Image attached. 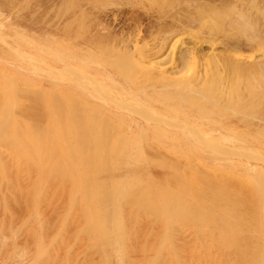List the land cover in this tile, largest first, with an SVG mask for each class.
<instances>
[{
	"label": "bare ground",
	"instance_id": "6f19581e",
	"mask_svg": "<svg viewBox=\"0 0 264 264\" xmlns=\"http://www.w3.org/2000/svg\"><path fill=\"white\" fill-rule=\"evenodd\" d=\"M61 1L35 0L44 13L23 9L14 21L0 7V42L8 28L18 32L15 52L0 57L9 65L0 71V204L29 216L23 229L36 258L28 264H62L59 249L71 239L104 264H194L227 255L236 264H264V5L211 0L219 14L198 9L187 20L199 19L201 28L183 32L179 21H162V6L143 38L141 29L115 28L128 6L140 21L134 7L142 0H71L62 8ZM39 22L50 25V40L36 34ZM188 36L194 44L183 50ZM223 44L250 51L227 54ZM226 98L236 110L219 111ZM154 150L168 161L155 163ZM215 169L236 182L222 176L220 192L205 193ZM55 199L66 206L61 215ZM73 223L82 225L74 232ZM67 250L63 264L78 263L81 256L71 263L75 252ZM132 252L140 256L133 262Z\"/></svg>",
	"mask_w": 264,
	"mask_h": 264
},
{
	"label": "rangeland",
	"instance_id": "374dc122",
	"mask_svg": "<svg viewBox=\"0 0 264 264\" xmlns=\"http://www.w3.org/2000/svg\"><path fill=\"white\" fill-rule=\"evenodd\" d=\"M25 1H27V0H24V2H23V0H13V1H7L6 3H4L3 5H0V7L2 8V10L5 12V13H7V14H11L12 16H13V21L15 20L14 18H15V15L17 14V13H19V12H21V11H24L23 9H25V11L24 12H26V11H28V10H38L37 12H36V14H40L41 12H43V7L42 6H40V3H38L39 2V0H38V2H35V0H32V3L29 5V7H28V5H26L27 4V2H25ZM70 1L71 0H63V1H61V8L62 7H66L67 6V4H69L70 3ZM140 1V0H139ZM148 1V0H147ZM146 0H142L141 1V3H138V4H136L135 5V7H134V13H136V14H138V16L140 17V21H137V23H135L134 21H133V16H135V14L134 15H132V17L130 18V11H131V7L130 6H128L127 8H125V9H123V11L122 12H120V16H119V20H121L118 24H116L115 26V28H116V30L117 31H120V30H125V31H128V30H130L131 31V29H132V31H134V32H137L139 29H141V35H142V37L144 38V37H147L148 35H147V32L149 33V28L151 27L150 25H152L153 27L154 26H156V25H158V21L156 20V16L155 15H153L152 13H156L157 12V10H160L161 8H162V6H163V9H161L160 11H161V13H164V17H162L161 19H163L162 21L163 22H168L169 24H174L175 26H176V24L178 23V21L181 23V25H182V27H183V29H181L180 30V32H183V31H185V30H190L189 28H191L192 30H194V31H196V30H199L200 28H201V24H200V20L198 19V20H196L195 22H193V24H191V21L190 20H187V19H189V18H191L190 16L191 15H195V14H197L198 13V15L197 16H199L200 15V11H201V9H203V8H207L206 10L210 13V16L213 14L212 12H213V10L215 11L216 10V13H218L219 14V12L217 11V5L216 4H208V2H210L211 3V0H176V2H175V0H157V2H156V0H150V2H147ZM153 1V2H152ZM187 1V2H186ZM218 2L219 1H221V0H217ZM186 2V3H185ZM188 2H189V4H188ZM257 2H259L261 5H264V0H258ZM150 3V4H149ZM153 3H156V4H154L153 5ZM159 3V4H158ZM170 3H172V4H170ZM183 3V4H182ZM185 3V4H184ZM193 3H194V5H193ZM42 5V4H41ZM139 5H142V6H139ZM166 5V6H165ZM170 5L171 6V8L170 7H168V6ZM19 6H21V7H19ZM26 6V7H25ZM144 6V7H143ZM159 6V7H158ZM196 6H198L197 7V9H195V7ZM17 7V8H16ZM25 7V8H24ZM28 7V8H27ZM146 7V8H145ZM190 8V9H187V8ZM193 7H194V9H193ZM223 10H227V11H229V7H222V6H220ZM16 10H15V9ZM21 8V9H20ZM166 8V9H165ZM187 10H186V9ZM14 9V10H13ZM145 9V10H144ZM200 11H199V10ZM211 9V11H209V10ZM13 10V11H12ZM186 11V13H185V11ZM16 11H18L17 13H16ZM145 11V12H144ZM149 11V12H148ZM193 12V13H192ZM44 13V12H43ZM188 13V14H187ZM212 13V14H211ZM178 14V15H177ZM218 14H216L215 15V12H214V15H215V17L214 18H216V20L214 19V21H219V22H221V20L222 19H218ZM146 15V16H145ZM189 15V16H188ZM147 16H148V18H147ZM152 16V17H151ZM188 16V17H187ZM217 16V17H216ZM44 15L42 14V16H41V19H39V20H43L44 18ZM145 17V18H144ZM150 17V18H149ZM213 17V16H212ZM48 18L50 19V15L48 16ZM121 18V19H120ZM151 19V20H150ZM124 20H127V21H125L124 23H123V21ZM144 22V23H143ZM148 22V23H147ZM202 22V21H201ZM223 22V21H222ZM143 23V24H142ZM147 23V24H146ZM152 23V24H151ZM146 24V25H145ZM191 24V25H190ZM223 24V23H222ZM45 23L44 22H39V23H37V24H35V29H36V34H38L41 38L43 37V38H47L48 40H50V31H45L44 29H45V27H48V28H50V25L49 24H46L45 26ZM149 25V26H148ZM200 25V26H199ZM224 25V24H223ZM230 25V24H229ZM228 25V26H229ZM146 26V27H145ZM188 26H190V27H188ZM192 26V27H191ZM227 26V27H228ZM152 27V28H153ZM177 28H178V26H177ZM197 28H199V29H197ZM143 30V31H142ZM6 33L8 34V35H6V38H5V43L6 44H3L4 43V41H2V42H0V57H3V56H8V55H11V53H14L15 52V48L12 46V45H14V42H15V37H16V35H17V31H15V29H13V28H8L7 30H6ZM176 33H179V31H177ZM147 35V36H146ZM194 38L195 37H190V36H188L187 38L185 37L184 39H183V42H184V44L186 45H184V47L182 46V48H183V50L186 48H188V47H190V46H193V44H194ZM187 42V43H186ZM10 45V46H8V45ZM183 45V44H182ZM204 46H205V44H203ZM8 46V47H7ZM204 46H202L203 47V49L204 50H209L208 49V46H207V44H206V46H205V48H204ZM233 46V47H232ZM221 47V49L219 48V51H222V52H224V53H227V54H230V51L229 50H231L232 49V52L234 51V52H236V51H240L243 55H245V54H248L249 53V49L247 48V47H241V48H239V46H238V48H236L234 45H231V44H223L222 46H220ZM12 48H14L13 50H14V52L11 50ZM181 48V46H179L177 49H182ZM225 48V49H224ZM235 48V49H234ZM228 51H227V50ZM170 50L169 49V47L168 46H166L164 49H163V51L161 52V53H159V54H161V56L159 57L160 59L161 58H163L164 56L166 57V59H167V55H165V53L166 54H168V51ZM162 54H163V56H162ZM164 57V58H165ZM4 64V65H3ZM3 65V66H2ZM9 67V65L7 64H5L4 62H0V71H1V69H5V67ZM183 71H186L185 69H182V72ZM2 72V71H1ZM184 73V72H183ZM183 73H181V74H183ZM4 80H0V82L2 83ZM3 83H5V81L3 82ZM161 99V98H160ZM224 101H220V103L218 104L219 105V107L217 106V108L219 109V111H221L222 113H226V112H231V111H233V110H236V109H234L237 105H235V102L234 101H236V100H232L231 101V98H226V99H223ZM226 100H228L227 102H228V104L226 103ZM162 101L161 100H158V104L159 103H161ZM231 102H234L233 104H230ZM238 102V101H237ZM225 104V107H228L229 105V107L230 108H226L225 109V107L223 108L222 107V109L223 110H220L221 109V106L222 105H224ZM162 104H164V105H166V104H170L169 103V100L168 101H165V102H162ZM5 105V104H4ZM213 109H214V107H212ZM217 109V110H218ZM231 109V110H230ZM246 109H248V108H246ZM246 109H243V110H245L246 112H249V111H247ZM147 111V112H146ZM145 112H146V114L147 113H149L148 111L149 110H146ZM143 112V111H142ZM144 112V113H145ZM135 113H137V114H140V111H139V113H138V111L137 112H135ZM153 114V115H156V116H158L157 114H155V113H153V112H150V114ZM160 113V112H159ZM143 115V114H142ZM142 115H141V117H142ZM148 115V114H147ZM150 116H152V115H150ZM149 116V117H150ZM143 118H145L146 119V117H143ZM149 119V118H148ZM150 121H152V122H157V121H159L160 122V119L159 118H156L155 116H153L151 119H150ZM148 122V121H147ZM13 140V139H12ZM145 142V141H144ZM147 143H148V145H147ZM1 144H4V143H1ZM8 144V143H7ZM11 143H9L8 145H10ZM145 144V145H144ZM143 144V147H145V148H147V146L149 147L150 145V142H149V139H148V142L146 141L145 143ZM13 145V144H12ZM11 145V146H12ZM3 146V145H2ZM4 148L5 147H7L6 146V144H5V146H3ZM4 154V156L6 155V151H4L3 152ZM163 153V154H162ZM156 152L155 150L154 151H152L151 152V158H153V161L154 160H157V161H154L155 163H157V164H159V163H162V162H165V161H168V154H166V153H164V152ZM216 153V152H215ZM217 154H221V155H223V154H225V151H221L220 153H217ZM226 155V154H225ZM5 159L6 160H4V157H3V160L7 163V165L10 163L9 161V159H8V157L6 158V156H5ZM10 165V167L13 165L12 163H10L9 164ZM9 165H8V167H9ZM149 165V164H148ZM183 165H185V164H183ZM186 166V165H185ZM185 166H184V169H185ZM12 167H14V166H12ZM151 165L149 166V168L146 166L145 167V169H147V170H150L151 172H153V170H151ZM153 167V166H152ZM141 168V167H140ZM157 168V167H156ZM186 168H187V166H186ZM10 169V168H9ZM167 169H168V166H167ZM188 169H189V167H188ZM155 170H157L158 171V174H156V175H159L160 174V172L161 171H163V170H161L160 168H157V169H155V167H154V171ZM187 170V169H186ZM217 172H218V175H217V172L215 171L214 172V174L216 173V175H212V177L214 176H216L215 177V180H213L212 181V179H214V177L213 178H209L210 179V181H212V183H213V185H212V183H210V181H208V183H206V185H205V187H203V184H202V187L203 188H205V193H206V190L208 191V189H210L212 192V194L214 193V192H216V193H219L220 191V189L223 187V185H224V182L225 181H222V179H224V180H226V183L229 181L228 179H231L230 178V176H229V178H227V175H226V173L224 172V171H222V170H218V169H215ZM9 172H10V170H8ZM13 171V170H12ZM11 171V172H12ZM185 171V170H184ZM188 171V170H187ZM187 171H186V173H187ZM14 172V171H13ZM12 172V173H13ZM222 173V175H221V177H220V173ZM155 173H156V171H155ZM226 175V176H225ZM102 176H104V174H102ZM224 178H223V177ZM219 177V178H218ZM220 178H222V179H220ZM227 178V179H226ZM218 179H220V180H218ZM233 182H236L234 179H231ZM231 180H230V182H231ZM218 183H216V182ZM229 182V183H230ZM207 185H211V187H209V186H207ZM218 185H220L221 186V188H220V186H218ZM207 187V188H206ZM218 188V189H217ZM56 201H57V199H55V202H54V204L55 205H57L58 207H57V209H58V212H60L59 214L61 215V213H64V211L66 210V206H60V203H56ZM0 208H1V211H0V219H1V217H2V220H3V222H2V220H0V224L2 223V225H0V241H2L3 243H1L0 244V246L2 247V248H0V264H2V262L4 261V262H6L5 264H9V262H10V264H28V263H32V261L31 260H33V262H34V260H35V258H36V256L35 255H33V253H34V250H33V248H34V246L29 242L30 240H29V238H28V236H27V233H26V230H24L23 229V223H24V221L26 220L25 218H26V216H28V214L25 212V211H20V212H17V213H15L14 215H15V217H14V215H12V212L10 211V209H8V211L6 210V209H4V207H3V205L2 204H0ZM2 209H3V211H2ZM45 211H44V213L45 214H53L54 216H55V213L56 212H54L53 210H51V209H48L46 206L43 208ZM14 210V209H13ZM16 211H18V210H16ZM51 211V212H50ZM52 211H53V213H52ZM63 211V212H62ZM9 213V214H8ZM2 215H4V216H2ZM60 215H58V213H56V219L57 218H59L60 217ZM5 216H6V218H5ZM10 216V217H9ZM13 216V217H12ZM12 217V218H11ZM29 217V216H28ZM6 219V220H5ZM13 219V220H12ZM8 220V221H7ZM11 221H12V223H11ZM11 223V224H10ZM10 224V225H9ZM80 223H76V225L73 223L72 224V226H70L71 227V230L74 228V227H76V228H74L72 231H76V229H77V226L79 225ZM22 225V226H21ZM81 225L82 224H80L78 227H81ZM2 227H4V228H2ZM14 227V228H13ZM17 227V228H16ZM9 228V229H8ZM10 228H11V230L12 231H9L10 230ZM6 229H7V232H5L6 231ZM70 230V231H71ZM71 231V233L69 232V234H71L72 235V232ZM74 231V232H75ZM190 231V230H189ZM188 230H186L184 233H188L189 232ZM2 232V233H1ZM12 233V234H9V233ZM22 232H23V236L21 235L22 234ZM18 233V234H17ZM4 234V235H3ZM6 235V236H5ZM19 235V236H18ZM20 235H21V237H20ZM50 235H52L51 233H50ZM4 236H5V238H4ZM8 236V237H7ZM13 236V237H12ZM10 237V238H9ZM24 237H26V238H24ZM2 238V239H1ZM5 239V241H4V239ZM15 238V239H14ZM17 238H18V240H17ZM26 241V242H28V245L24 242V240ZM70 239H71V237H70ZM17 240V241H16ZM29 240V241H28ZM72 240H73V242H72ZM7 241V242H6ZM73 243V244H71L70 245V243ZM23 243H25L26 245H24ZM30 243V244H29ZM70 243H68V247L66 246V248L69 250L70 249V246H72L73 245V249L72 250H69L70 252L71 251H74L75 253L72 255V253H70L71 254V257H72V261H71V263H73V259L75 258L76 259V256L79 254V256H81L82 257V259H81V257L79 258V259H76V260H74V262L75 261H78V263L77 262H75V264H79V263H84V262H86L87 260V264H99V263H101V264H104V263H102L101 261H99V258H98V256H97V254L96 253H94L93 251H91L90 250V248H88V250H87V248L84 250V246L85 245H83V244H81V243H79L78 242V244H77V242L76 241H74V239H71V241H70ZM6 244V245H5ZM15 246H14V245ZM23 246V247H21V246ZM70 245V246H69ZM75 245V246H74ZM83 245V246H82ZM25 246V247H24ZM30 246H32V247H30ZM79 246V250L78 249H76L77 247ZM7 249H6V248ZM19 247H21V248H19ZM27 247V248H26ZM74 247H75V249H74ZM16 248H17V250H16ZM19 248V249H18ZM25 248H26V250H25ZM64 247H62V248H60L59 250H60V256H61V254L63 253V255L65 256V253L64 252H61V250H66V248H64ZM83 248V249H82ZM3 249V250H2ZM29 249V251H27ZM31 249V250H30ZM221 249V248H220ZM13 250V251H12ZM67 250V251H68ZM78 250V251H77ZM84 250V252L82 253V251ZM18 251V252H17ZM77 251V252H76ZM87 251H89V252H87ZM218 250H216V252H217ZM17 252V253H16ZM80 252V253H79ZM85 252H87V253H85ZM8 253V254H7ZM35 253L37 254V251H35ZM78 253V254H77ZM90 253V254H89ZM135 253V255L136 256H134L133 254ZM186 254L188 253L187 251L185 252ZM14 254V257H15V259L13 258V255ZM17 255V257H18V259H16L17 257H16V255ZM24 254V255H23ZM25 254H27V255H25ZM86 254H87V256H86ZM132 255L129 257V259L130 260H132V258L134 257H136V258H138L139 259V253L138 252H132L131 253ZM9 255H11V256H9ZM18 255H23V257H24V259L23 260H25V256H26V260L25 261H20V258L22 259V257H20L19 258V256ZM63 255L61 256V257H59V259H60V263L62 262V264H63V260L64 259H62V257H63ZM7 256H9V258H11L10 260H9V258L7 257ZM29 256V257H28ZM35 256V257H34ZM75 256V257H74ZM88 258L87 260H86V257ZM224 256V255H223ZM8 258V260H6L7 258ZM28 257V258H27ZM74 257V258H73ZM34 258V259H33ZM78 258V257H77ZM96 258V259H95ZM5 259V260H4ZM117 259V258H116ZM220 259V258H219ZM218 259V261L216 260L215 262H210V261H208V262H202V263H199V262H195V261H193L194 262V264H219L220 262V260ZM15 260H17V261H15ZM37 260V259H36ZM80 260V261H79ZM82 260V261H81ZM89 260H91V261H89ZM96 260V261H95ZM129 260V261H130ZM233 260V259H232ZM231 259H230V257L227 255L226 257H225V259H222L221 260V262H222V264H236V263H234L235 262V260H233L232 261ZM30 261V262H29ZM84 261V262H83ZM214 261V260H213ZM4 262H3V264H4ZM16 262V263H15ZM38 262H43V264L44 263H49V261H47L46 260V262L44 261V260H42V261H38ZM38 262H35L36 264L38 263ZM51 262V261H50ZM132 262H133V260H132ZM217 262V263H216ZM56 263H58V262H56ZM86 263H84V264H86ZM117 263V261L115 260V258L113 259V263L112 264H116ZM130 263V262H129ZM129 263H127L126 262V264H129ZM42 264V263H41ZM51 264H55V263H52L51 262ZM59 264V263H58ZM74 264V263H73ZM191 264V263H190ZM221 264V263H220ZM238 264V263H237Z\"/></svg>",
	"mask_w": 264,
	"mask_h": 264
}]
</instances>
